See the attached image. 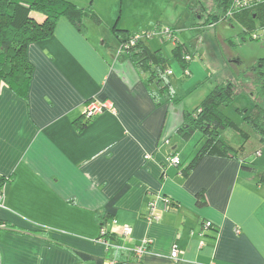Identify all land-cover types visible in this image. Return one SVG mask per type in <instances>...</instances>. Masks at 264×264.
Listing matches in <instances>:
<instances>
[{
	"label": "crops",
	"instance_id": "crops-1",
	"mask_svg": "<svg viewBox=\"0 0 264 264\" xmlns=\"http://www.w3.org/2000/svg\"><path fill=\"white\" fill-rule=\"evenodd\" d=\"M75 28L59 19L50 37L27 46L26 97L0 86V264L129 263L144 240L139 264H264V184L227 157L205 156L180 173L201 137L176 134L183 111L213 88L188 100L220 66L199 57L202 68L192 57L184 80L178 60L158 45L163 39L146 41L169 60L167 99L118 47L108 53L104 41ZM232 60L242 62L224 59ZM88 100L109 101L112 110L86 120ZM172 153L179 167L168 162ZM198 192L206 204H196ZM151 204L157 220L148 219ZM103 225L104 243L96 241ZM174 244L178 259L170 257Z\"/></svg>",
	"mask_w": 264,
	"mask_h": 264
},
{
	"label": "trees",
	"instance_id": "trees-1",
	"mask_svg": "<svg viewBox=\"0 0 264 264\" xmlns=\"http://www.w3.org/2000/svg\"><path fill=\"white\" fill-rule=\"evenodd\" d=\"M230 3L231 0H216L209 10L203 8L202 13L199 11L195 16L202 18L206 15L204 23L210 25H216L222 21H241L246 26L243 28V33L239 34L240 41L246 40V35L249 36V40H257L252 37V25L258 19L260 29L264 30V3L236 11L232 17H228L226 12L230 8ZM67 4L62 0H0V86L7 85L18 96L26 97L33 71V66L27 58V46L31 42L50 37L59 17L65 16L78 30H84L81 17L85 12ZM34 12L42 15L41 21L33 16ZM91 16L99 22L96 15ZM155 27L158 28L159 25ZM169 28L175 31L172 27ZM135 33L125 30L120 31L119 34L116 33L120 46L128 42ZM122 53L128 56L134 66L147 72L149 83L159 84L160 93L165 94L167 99L172 98L170 75L167 73V70H170L169 60L160 49L151 51L143 41H137L134 45L125 48ZM171 54L180 63L182 71L187 69L190 62L185 60V56L194 57L193 53H189L187 45L181 41L174 44ZM248 70L257 75L258 80L253 81L258 87L257 93L264 94V57L256 58L246 70H239L238 73L241 75ZM236 96L230 82L215 84L195 108L183 111V124L176 130V134L185 140L195 132L201 135L193 156L180 168L183 176L193 170L205 156L234 158L241 163L243 170L255 171L253 166L246 165L244 160L238 157L244 151V142L235 146L222 136L231 121L220 111V107L232 104ZM180 98L172 100L179 102ZM235 111L243 123L258 134L259 142H264V102L257 103L251 110L236 108ZM179 166L180 164L177 165ZM257 178L258 183L264 184V171L259 173ZM167 201L170 205L171 201ZM196 204H206L202 192L196 194ZM138 261L139 258L136 257V261L124 263L139 264Z\"/></svg>",
	"mask_w": 264,
	"mask_h": 264
},
{
	"label": "rangeland",
	"instance_id": "rangeland-1",
	"mask_svg": "<svg viewBox=\"0 0 264 264\" xmlns=\"http://www.w3.org/2000/svg\"><path fill=\"white\" fill-rule=\"evenodd\" d=\"M62 1L85 12L81 17V23L84 27V32H82L94 44H101L104 41L107 44L108 53L114 54V49L116 50V47L120 48L116 33L119 34L122 30L138 32L152 26L161 25V28L172 27L175 30L176 38L187 45L189 53L194 55V63L199 64L200 67L203 68L205 63H202L199 57H211L214 65L220 66L219 69L213 68V78L203 80L198 85L203 88H199L200 90L192 94L188 100L195 99L197 93L204 88L210 90L214 86V79L221 77L219 83L226 84L230 82L237 96L232 104L220 107V111L231 121L230 126L223 131L222 136L230 140L235 146H239L240 143L244 142V151L238 157L244 160L246 165L250 164L255 168V171L252 172L253 176L257 178V175L264 171V142H259L258 134L247 127L235 111L236 108L251 110L254 109L257 103L264 102V94L257 93L258 87L253 83V81L258 80L257 75L249 70L241 75L238 73L239 70H246L256 58L264 57V36L257 40H249V36L246 35L247 39L240 41L239 34L243 33V28L246 26L243 22L235 20L232 22L222 21L216 25H210L204 23L206 15L202 18L195 16L198 15L199 11L202 13L203 8L209 10L216 0ZM92 14L97 16L99 22L92 18ZM33 16L40 21L42 20L40 13L34 12ZM62 18L67 20L65 16L59 17L58 20ZM259 23L260 20L258 19L254 21L252 33L260 34L262 32ZM157 37V35H154L143 42L149 40V44L153 46L152 42L158 41ZM178 40L172 44H176ZM161 41L158 45L162 47L166 57H169L168 55H171V41ZM231 56L241 57L242 62L237 64L233 60L224 61V59L228 60ZM215 57H218V62L214 59ZM221 71H225V74ZM188 75L185 74L183 79L186 80ZM180 83H178V86H180ZM178 90H180V87H178ZM259 150L261 151L260 155L256 154Z\"/></svg>",
	"mask_w": 264,
	"mask_h": 264
},
{
	"label": "built area",
	"instance_id": "built-area-1",
	"mask_svg": "<svg viewBox=\"0 0 264 264\" xmlns=\"http://www.w3.org/2000/svg\"><path fill=\"white\" fill-rule=\"evenodd\" d=\"M264 0H231V5L229 10L226 12V15L228 17H232L233 13L236 11H241L242 9H246V8H251L253 6L259 5V4H263ZM264 30H262V32L260 34L258 33H252V37L253 39H259L262 34H263ZM154 35H157L159 38L163 39V40H169L171 41V43H175V41L177 40L174 31H172L170 28H153L151 30H143V31H138L136 32L128 42H126L125 44H121L119 51L122 52L124 51L125 48L129 47L130 45H134L135 42L137 41H144L146 39L152 38ZM192 58L190 55H186L185 56V60L190 61ZM168 74H171L172 71L171 70H167ZM184 74L188 75V69H185L183 71ZM111 111L112 110V106L111 103L109 101H95V100H88L85 103L84 106V110H83V115L84 118L89 120L90 118H92L93 116L102 113L103 111ZM256 154L260 155L261 152L257 151ZM148 156H145V158H147ZM168 162L171 165H179L180 164V160L177 156H175V154H170V156L168 157ZM4 197H5V182H0V207H3V203H4ZM154 206L153 204H151V211H150V215L148 216V219H156L157 220V215L153 212L154 210ZM113 224H115V221H112ZM211 223L210 222H205L204 223V227L208 228L210 227ZM4 225L0 224V228H3ZM131 227L128 225H122L120 226V234L123 235L124 237H127L131 234ZM238 231V230H237ZM107 234V230L105 228V226H101L100 228V237L98 239H96V241L102 242L104 243V236ZM149 244V242L147 240L142 241L140 244L136 245L134 247L133 253L137 258H140L145 252H146V248L147 245ZM181 254L180 249L178 248V246L176 244H174L171 247V251H170V257L173 259H178L179 255ZM109 262V261H108ZM110 264H118L115 261H110ZM125 264V263H123Z\"/></svg>",
	"mask_w": 264,
	"mask_h": 264
}]
</instances>
